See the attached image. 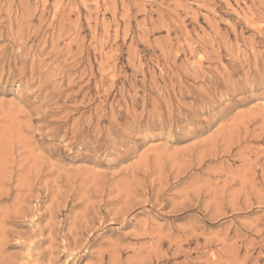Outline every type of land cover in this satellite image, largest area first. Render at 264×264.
<instances>
[{
	"label": "rangeland",
	"instance_id": "374dc122",
	"mask_svg": "<svg viewBox=\"0 0 264 264\" xmlns=\"http://www.w3.org/2000/svg\"><path fill=\"white\" fill-rule=\"evenodd\" d=\"M264 0H0V264H264Z\"/></svg>",
	"mask_w": 264,
	"mask_h": 264
},
{
	"label": "bare ground",
	"instance_id": "6f19581e",
	"mask_svg": "<svg viewBox=\"0 0 264 264\" xmlns=\"http://www.w3.org/2000/svg\"><path fill=\"white\" fill-rule=\"evenodd\" d=\"M262 104H264V100H262V102L259 101L257 105H262Z\"/></svg>",
	"mask_w": 264,
	"mask_h": 264
}]
</instances>
